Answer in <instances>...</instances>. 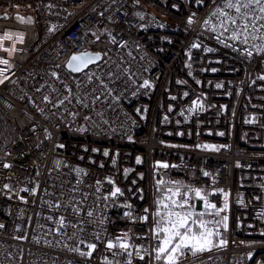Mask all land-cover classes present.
<instances>
[{
  "label": "built area",
  "instance_id": "built-area-1",
  "mask_svg": "<svg viewBox=\"0 0 264 264\" xmlns=\"http://www.w3.org/2000/svg\"><path fill=\"white\" fill-rule=\"evenodd\" d=\"M221 3L0 0V114L15 132L0 150V264H161L158 179L217 207L228 194L227 245L179 264H264V52L217 39ZM83 52L100 60L74 75Z\"/></svg>",
  "mask_w": 264,
  "mask_h": 264
},
{
  "label": "snow or ice",
  "instance_id": "snow-or-ice-1",
  "mask_svg": "<svg viewBox=\"0 0 264 264\" xmlns=\"http://www.w3.org/2000/svg\"><path fill=\"white\" fill-rule=\"evenodd\" d=\"M211 15L218 20V25L212 26L210 29L213 32H219L217 39H220L225 32L230 33L226 39L238 41L244 45H247L250 39L253 41L259 39L261 43L253 44L252 47L257 52H264V34H260L264 31V0H222V3L217 6ZM17 19L23 22L25 18L18 16ZM189 23H192L191 19ZM211 23V20L205 21L206 25H211ZM4 39L11 40L12 37L7 35ZM192 47H199V45L193 44ZM208 51H212V49H208ZM247 54L251 56V50H248ZM97 59H99V55L92 56L88 53L73 55L68 62V68L73 72H81ZM0 64L6 66L0 68V74L9 71L7 59H0ZM52 75L55 76L56 73H52ZM261 79H264V77H261ZM143 86L149 87L148 82L145 81ZM44 100L47 101L48 97H44ZM59 103L63 104L64 101L61 100ZM193 104L196 107H202L198 101H193ZM192 110L194 109H189V111ZM205 147L209 146L206 145ZM104 155H108V153L105 152ZM139 162L137 160V163ZM158 166L165 169L169 167L167 164ZM204 175L208 176L209 173L205 172ZM156 185L160 198L156 201L155 227L151 229L159 242L154 248L156 261H162L163 264H179L180 258L187 254L197 255L205 251H211L214 247L227 245L228 242L225 240H215V237L220 234L219 227L223 225L227 228L228 217H221V213L228 208L226 203L228 200L227 193H224L222 189L219 190L220 193H223L225 203L223 207H217L215 203L210 202L208 194L202 188H194L183 185L179 181H165L163 179H158ZM7 187L5 185V188ZM120 192L121 190L117 187L110 194L116 196ZM197 199L202 201V211L196 210L195 201ZM55 206L59 207V205ZM147 211L145 209V212ZM88 215H91V213H88ZM208 216L220 217V219H206L205 217ZM143 219L147 220V216H144ZM58 224L60 227H64L63 217L59 219ZM0 227H3V225H0ZM87 247L90 250H95L96 244H88ZM117 247L124 250L128 257H131L132 253L128 251L131 246L127 241L117 240L116 242L109 241L107 243L108 249ZM73 250L79 251V249ZM80 254L91 256L92 252H82ZM140 259H144V256H140ZM106 264H111V262L107 261ZM128 264H130V261Z\"/></svg>",
  "mask_w": 264,
  "mask_h": 264
},
{
  "label": "trees",
  "instance_id": "trees-1",
  "mask_svg": "<svg viewBox=\"0 0 264 264\" xmlns=\"http://www.w3.org/2000/svg\"><path fill=\"white\" fill-rule=\"evenodd\" d=\"M15 137V132L9 122L0 114V150L11 142ZM160 195L159 192H157Z\"/></svg>",
  "mask_w": 264,
  "mask_h": 264
},
{
  "label": "water",
  "instance_id": "water-1",
  "mask_svg": "<svg viewBox=\"0 0 264 264\" xmlns=\"http://www.w3.org/2000/svg\"><path fill=\"white\" fill-rule=\"evenodd\" d=\"M83 53H88V54H90V55H92V56H96V55H99V59H97V60H95L93 63H90L89 65H88V67L89 66H91V65H93V64H96V63H98L99 62V60H100V54L99 53H91V52H83ZM80 54H82V53H80ZM80 54H78V55H80ZM70 61V60H69ZM68 61V62H69ZM67 69L72 73V74H74V75H77V74H79V73H81V72H83V71H85L87 68H85L83 71H81V72H73V71H71L69 68H68V63H67Z\"/></svg>",
  "mask_w": 264,
  "mask_h": 264
},
{
  "label": "rangeland",
  "instance_id": "rangeland-1",
  "mask_svg": "<svg viewBox=\"0 0 264 264\" xmlns=\"http://www.w3.org/2000/svg\"><path fill=\"white\" fill-rule=\"evenodd\" d=\"M16 12H18V11L17 10H13V13H16ZM159 198H160V195L157 194V199H159ZM155 219H156V217H155ZM161 264H163V262Z\"/></svg>",
  "mask_w": 264,
  "mask_h": 264
}]
</instances>
